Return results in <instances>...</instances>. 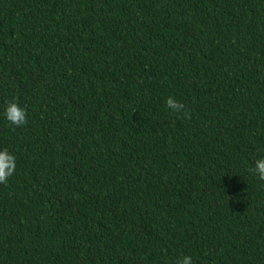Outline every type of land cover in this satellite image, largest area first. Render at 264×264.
I'll list each match as a JSON object with an SVG mask.
<instances>
[{"label":"trees","instance_id":"trees-1","mask_svg":"<svg viewBox=\"0 0 264 264\" xmlns=\"http://www.w3.org/2000/svg\"><path fill=\"white\" fill-rule=\"evenodd\" d=\"M4 149L0 264H264V0H0Z\"/></svg>","mask_w":264,"mask_h":264},{"label":"clouds","instance_id":"clouds-1","mask_svg":"<svg viewBox=\"0 0 264 264\" xmlns=\"http://www.w3.org/2000/svg\"><path fill=\"white\" fill-rule=\"evenodd\" d=\"M166 107L173 110L174 113L183 112L186 118H190V113L185 111L184 104L173 97H168ZM5 117L11 125L16 127H21L28 123L27 110L20 107L16 101L7 103ZM16 166V157L13 154L7 149L0 151V184L6 185L8 183L9 178L15 174ZM249 171L264 181V158L256 160L255 167L250 168ZM177 264H193L192 257L190 255L182 256Z\"/></svg>","mask_w":264,"mask_h":264}]
</instances>
